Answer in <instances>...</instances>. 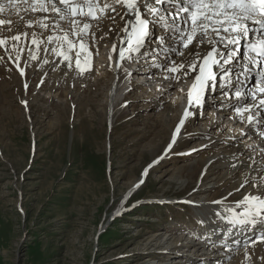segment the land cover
Wrapping results in <instances>:
<instances>
[{
    "label": "rangeland",
    "instance_id": "rangeland-1",
    "mask_svg": "<svg viewBox=\"0 0 264 264\" xmlns=\"http://www.w3.org/2000/svg\"><path fill=\"white\" fill-rule=\"evenodd\" d=\"M2 62L0 264H210L206 258L213 249H202L203 240L194 235L226 212L209 208L217 200L231 204L249 190L256 194L264 189L253 187L256 180L228 198L235 193L232 184L250 173L245 167L231 176L228 168L208 159L223 151L204 145L208 111L200 109L202 121L191 117L168 154L171 131L161 119L163 109L149 108L147 100L155 91L149 98L141 90L132 92L115 105L110 121L106 86L98 87V93L86 81L51 89L49 78L39 81L28 70L25 88L20 70L7 59ZM142 66L135 67L144 75ZM142 78L133 81H148ZM255 85L252 80L247 88ZM222 125L219 135L230 137L227 122ZM210 135L218 138L216 130ZM245 144L240 140L241 147ZM218 252L231 256L217 264H259L227 247Z\"/></svg>",
    "mask_w": 264,
    "mask_h": 264
},
{
    "label": "snow or ice",
    "instance_id": "snow-or-ice-1",
    "mask_svg": "<svg viewBox=\"0 0 264 264\" xmlns=\"http://www.w3.org/2000/svg\"><path fill=\"white\" fill-rule=\"evenodd\" d=\"M7 6L15 8L14 0H8ZM3 10L4 7L0 6V11ZM28 10L47 15L34 22L29 21L27 27L36 26L44 32L59 34L45 37L44 32L39 35L31 33V45L35 48H27L26 67L30 66L31 61L39 59L35 53L43 51L62 58L66 62L65 67L72 68L74 53L75 66L83 71L81 52L87 53L83 59L89 61L91 50L87 38L90 34L95 37L92 29L99 30V22L105 18L115 24L119 16L123 27L116 31L126 36L127 45L119 49L121 61L144 57L151 48L150 55L153 58L163 53L164 63L156 66L169 74L178 73L175 79L195 73L191 76L193 83L187 92L188 108L183 112L180 126L188 117L197 114L189 111L190 108L203 107L206 96L209 97L207 102L214 104L217 97L213 94L218 92L220 104H231L241 123L253 126V130L260 128L257 135L264 144V0H31L25 8V11ZM93 21L96 23L93 24ZM62 22H67V30ZM4 23L0 19V26ZM8 25L7 30L11 31V20ZM157 29H160L159 33ZM112 31L110 26L109 32ZM29 35L23 32L10 38H0V47L4 48L5 54L18 68L25 51L20 44L21 36L27 40ZM104 35L107 33L102 34L101 39ZM8 39L15 43L9 45ZM241 42L246 43L248 50L244 56L240 54ZM42 44L51 47L42 48ZM115 51L117 48L114 45ZM177 57L183 59L177 60ZM2 61L3 57H0ZM43 62L50 63L48 59ZM51 63L55 70L57 61L52 60ZM252 73L258 77V83L247 88ZM21 75H24L23 69ZM164 79H169V76ZM22 103L27 106L26 101ZM179 131L180 127H177L176 132ZM245 136L251 138L250 133L242 130L241 138ZM246 147L251 149V153L258 152L261 156L260 161H257L254 155L249 154L247 159L251 162L250 167L255 164L257 171H264V147ZM253 187H257V184L253 183ZM239 203L244 207V214L235 215L231 223L250 225L258 219L264 222V196L248 194ZM261 240L264 241V237ZM252 243L254 245L256 241Z\"/></svg>",
    "mask_w": 264,
    "mask_h": 264
},
{
    "label": "bare ground",
    "instance_id": "bare-ground-1",
    "mask_svg": "<svg viewBox=\"0 0 264 264\" xmlns=\"http://www.w3.org/2000/svg\"><path fill=\"white\" fill-rule=\"evenodd\" d=\"M14 3L16 7L13 9H10L7 6L8 0H0V6L4 7V10L0 11V19L5 21L4 25L0 26V38H10L14 35H17L23 32H27L30 35L27 40L23 36H21L20 44H21V47L25 49V51L19 61V68L16 66L13 60H10L8 58V56L5 54L3 47H0L1 49L0 57H3V61L5 63H8L6 62V59H7L10 63L14 64L20 70L18 71L20 74H21V69L24 70V75H21V76L26 81V84L29 79L27 71L33 70L36 72V77L39 78V81L42 78L43 79L49 78L52 81L51 89H53L52 87H54L55 85H58L57 86L59 88L58 90H61L63 88L65 89V86H69V87L82 86L83 82L86 81L89 83L90 85L89 87L91 89H95V91L98 93L99 92L98 87H101L102 85H104L106 86V99L111 107L110 115H109L110 121L113 118V115L115 114V112H117L115 105H117L119 101H125L127 97L132 96V92L136 90L137 91L141 90L143 97L146 96L149 98L151 96V93L155 91L154 97H151L150 100L147 99L148 101L151 102L149 108H153L154 110H158L160 108L163 109V111L161 112V119L166 123L167 128H169L171 131L170 132V137H171L170 145L168 144L169 147H167V149L165 148L166 150L164 153L170 154L172 151H174L175 147L178 144L180 136L184 134V131L187 125H189L188 122L192 117V116L188 117L185 120L183 126H180V121L183 118V112L185 111L186 108H188L187 92L191 88V85L193 83L191 76L195 75V73H192L188 77H181L179 80L175 79L174 77L179 75L178 73L169 74L163 70L161 71V68L156 66L158 64L164 63L163 53L160 52L159 55L153 58L150 55L151 50H152L151 48L149 49V52L145 54L144 57H139L136 60L125 59L124 61H121L119 59V49L121 47H126L127 45L125 42L126 36L116 31L117 28L123 27V22L120 21L119 16L116 17L115 24H113L111 21L105 18L99 22L101 25L99 30L96 28L92 29V32L95 33V37H93L90 34L87 38V45H88V48L91 50L90 60L86 62L85 59H83V57L87 53L83 51L81 52V68L84 69L83 71H80L79 69L76 68L74 53H73L72 68H66L65 67L66 62L63 61L62 58L54 57L51 52L44 53L43 51L35 53L36 55L39 56V59L31 61L30 66L26 67L25 61L28 59L27 48L28 47H32L33 49L35 48L34 45H31V33L35 32L37 35H39L41 32H44V30L39 27L34 26V27L29 28L26 25L29 21L34 22L37 19L41 18L43 15H47V14L40 13V12H32L30 10L25 11L26 5L31 3V0H14ZM9 20H11L12 22L11 31L7 30L9 27L8 25ZM92 23L95 24L96 21H93ZM62 24L65 30H67L68 29L67 22H62ZM110 26L113 29L112 32H109ZM157 32L159 33L160 29H157ZM105 33H107V35H104V38L101 39L102 34H105ZM50 34L58 35L59 33L44 32L45 37ZM6 35H9V36H6ZM7 43L11 45L15 43V41L8 39ZM114 45L117 48V51L115 52H113ZM41 47L50 48L51 45L42 44ZM154 47L155 46L153 45L152 48ZM77 50H79L78 45H77ZM156 51L159 52V49H156ZM12 55L14 59L15 52H13ZM133 55L138 56V54L136 53H133ZM45 59H48L50 63L45 64L43 62ZM176 59L181 60L183 59V57H177ZM52 60L57 61V64L55 65V70H53L54 65L51 63ZM136 64H143V66L146 65V67L144 68V71H142L144 72V75L141 74V71L139 72L138 68L133 69ZM128 65H132V66L129 68ZM109 71H112L113 74H110ZM253 74L255 73H252V75ZM137 76L143 77L146 80H148L147 81L148 85L152 87V89H150L151 91H149L148 86H146L147 84L134 83L133 79ZM165 76H169V79H164ZM44 82L41 83V86H40L41 88L43 87ZM130 86H132V91L128 90ZM182 89L183 91H181ZM43 90L47 91V93L50 94L51 90L46 89L45 86ZM88 91L89 90H86L85 92H88ZM213 95L217 97V100L214 104H209L207 102L209 100V97L206 96L203 107L198 108V109L196 107H192L189 109V111L197 113L196 115L198 119H200V121L203 120V115L206 113L205 111H208L209 114L211 115V117L209 116L206 117V119L208 118L207 122L205 121V123L203 122L202 124L204 126V131H203L204 134H202L201 136L208 138L206 140L207 143H205L204 145L212 149L219 148L218 146H220V148L223 150L222 152H215L216 154L214 153L211 154V158H208V159L209 160L212 159L211 160L212 164L219 163V167H224L226 169L228 168L227 174L229 173L233 174L231 176H235V174H238L246 170L245 167L248 169L250 173L248 176L242 177V182L237 181L235 182V185L232 184L231 189L235 190L234 191L235 193L234 195L228 197L232 199V197L239 196V193L236 192L237 189H239V191H243V189L247 185H249L252 182H255L256 180H258L257 187H255L256 189L264 186L262 184L264 182V179L263 180L261 179V176L264 175V171H257V165L255 164H252L250 167L251 162L247 159V156L249 154H252L255 156L257 161H260V158H261L260 154H258V152L251 153V149L246 147V145L245 147L243 146L241 147L240 140L243 139L244 142L247 143V145H250L252 147H257L258 145L261 147H264V144L261 143V138L257 135V133L260 131L259 127L253 130V126H250L247 123H241L239 120V117H237L236 113L234 112L233 106L229 103H224L223 105H221L219 102L218 92L214 93ZM84 97L85 95L83 93L82 100L84 99ZM167 99H170V103L168 104H166ZM140 100H145V99L139 98L138 101ZM200 109H203L205 113L204 112L201 113ZM226 112L227 113L229 112L227 115L231 116L233 119L228 125L229 134L233 135L231 138L226 137L225 135L224 136H222L221 134L219 135V133L223 131L222 124L223 122H225L224 121L225 117L223 116H225ZM105 116H106V113H105ZM177 127H180L179 132H176ZM214 130H216V132L218 133V138L210 137L211 131H214ZM242 130L246 133H250L251 138L247 136L241 138ZM173 140H175V143H172ZM223 152H225V155L222 157L221 154ZM234 161L236 162L233 163ZM226 162L229 164L224 165ZM233 165H235V167H233ZM209 174H212V172H210ZM208 178H209V175L203 177V180H207ZM245 180H247L246 184L244 183ZM242 184H244V187H241ZM246 191H248V189ZM248 194H252L250 190L249 192L243 193V195H240V196L243 198L245 195H248ZM254 195L264 196V189L261 188V190ZM222 198L224 199V197ZM231 202L232 203L229 204L230 202H227L224 200H217L215 203H213V206H212L213 208H209V209H211L210 211L224 210V211H227L228 214H232L236 212L235 215H237V212H239V215L242 216L244 214V207L239 203L240 200L239 201L235 200V202L233 201ZM232 219L233 217L231 219H223L222 215L220 216L217 215L216 217H214V223L215 222L222 223L223 226L225 225L226 227H228L229 225L233 224L231 223ZM256 223L257 224L242 225L243 228L250 230V232L248 231L249 233L247 232L246 235L241 234L240 236H236L235 234H230L231 236H228L227 238L224 235H217L215 231H218V229L214 230V234L208 233V235L201 234V231H200L199 236L203 237L202 235H205V237L209 239L208 241H210V245H213V248H216L215 250H213L212 252L213 254L209 255L206 258L207 261H210L211 262L210 264H217V261H220L221 259H223L224 262L228 261L231 256L230 253L223 254V255L217 254L218 248L221 245L226 244L227 247L231 248L229 250L235 251V254L233 255L243 254L245 255L246 258L252 257L251 260L257 259L259 264H264V241L261 240V237H264V223H262V221H260L259 219L257 220ZM252 226H255V227L252 229ZM242 227L232 232H238L241 229H243ZM202 228H205V226ZM237 237H240V238H237ZM212 240H215V241H212ZM253 241H256L254 245L252 243ZM245 245H247V247H245ZM176 262H179V261H176Z\"/></svg>",
    "mask_w": 264,
    "mask_h": 264
}]
</instances>
